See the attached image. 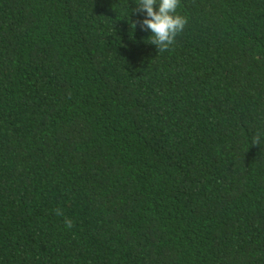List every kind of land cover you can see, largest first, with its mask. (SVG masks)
Returning a JSON list of instances; mask_svg holds the SVG:
<instances>
[{
    "label": "trees",
    "instance_id": "1",
    "mask_svg": "<svg viewBox=\"0 0 264 264\" xmlns=\"http://www.w3.org/2000/svg\"><path fill=\"white\" fill-rule=\"evenodd\" d=\"M0 264H264V0H0Z\"/></svg>",
    "mask_w": 264,
    "mask_h": 264
}]
</instances>
